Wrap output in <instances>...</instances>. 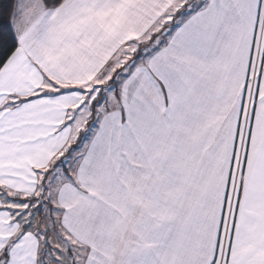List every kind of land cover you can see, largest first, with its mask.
Listing matches in <instances>:
<instances>
[{
	"label": "snow or ice",
	"instance_id": "obj_1",
	"mask_svg": "<svg viewBox=\"0 0 264 264\" xmlns=\"http://www.w3.org/2000/svg\"><path fill=\"white\" fill-rule=\"evenodd\" d=\"M0 264H264V0H0Z\"/></svg>",
	"mask_w": 264,
	"mask_h": 264
}]
</instances>
